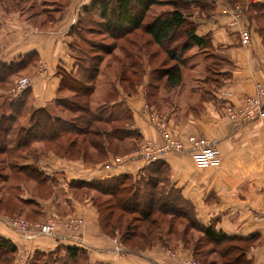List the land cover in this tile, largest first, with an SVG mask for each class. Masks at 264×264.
<instances>
[{"label": "crops", "instance_id": "1", "mask_svg": "<svg viewBox=\"0 0 264 264\" xmlns=\"http://www.w3.org/2000/svg\"><path fill=\"white\" fill-rule=\"evenodd\" d=\"M92 1L70 0L61 17L49 21L46 27L35 26L11 13L8 16L16 18V21L9 27L3 21L7 16L0 14V62H18L37 55L34 64L29 60L18 70L22 74L29 71L32 78L30 96L23 105V113L17 114L22 121L26 120V125L30 122L29 109L45 108L53 114L52 106L56 100L70 91L63 85L64 80L68 81L78 72L71 47V30L87 18L89 13L84 7ZM182 2L185 11H188L187 21L194 27V32L206 40L201 46L193 45L187 50L193 58H202V63L207 62L206 75L194 77L191 82L193 77L187 71L189 76L183 77L178 85L174 103L166 115L184 139L200 135L215 141L221 153V162L202 167L195 163L193 154L188 151L167 153L159 161L168 164L170 186L194 204L203 224L244 238L246 246L241 253L245 254L247 264H260L264 257V224L259 218V213L264 210V117L234 120L224 113L223 104L226 100L241 104L247 95L254 93L256 83L264 81V1ZM238 10L241 18L235 22ZM243 29H249L251 33L249 45L241 42ZM201 62L183 68L194 72ZM43 67L45 70L41 69ZM16 77L14 73L9 75L5 79V82L11 81L9 86H0V99L3 98V101L22 95L15 92ZM200 80L203 85L198 84ZM3 82L4 79H0V83ZM123 94L124 91H120V99L125 98L133 112L132 129L141 133L143 142L161 143L157 127L141 110L148 102L145 87L132 96ZM5 109L8 114L17 112L10 106ZM34 146H38L37 142ZM117 156L110 152L107 160L87 162L82 156L72 157L48 149L35 161L26 158L22 164L34 163L42 173V180L26 175L25 182L17 183L20 193L17 198L26 211L34 204L45 209L47 216L73 213L86 217V223L78 240L60 222L54 235L28 239L6 224L7 214L0 203V239L6 238L16 246L9 251L0 242V253H12L8 263L40 264L46 257L53 262L57 260L55 264H162L165 250L161 248L142 253L116 250L113 240L100 225L91 199L79 193V186L95 188L74 184V181L92 182L126 173L139 178L144 174L145 167L151 164L137 156L122 158L123 162L112 161L111 158ZM2 160L0 163L6 162ZM8 167L13 169L10 165ZM8 167L3 176L5 183L13 180ZM29 184H32V189ZM40 185L53 190L50 196L43 198L36 195L34 189ZM69 247L74 250L69 252ZM121 253L124 256L120 257Z\"/></svg>", "mask_w": 264, "mask_h": 264}, {"label": "rangeland", "instance_id": "2", "mask_svg": "<svg viewBox=\"0 0 264 264\" xmlns=\"http://www.w3.org/2000/svg\"><path fill=\"white\" fill-rule=\"evenodd\" d=\"M161 1L162 2L159 4H154L150 7L149 14L145 18L146 23L164 10L170 11L174 8L169 0ZM69 4L70 0H0V14L7 16L3 21L4 24L9 27H11L10 24L13 25V22L16 21V18L8 16L10 13L19 15L21 19L24 18L32 22L35 26L46 27L49 21L53 22L61 17ZM180 9L184 11L183 8L180 7ZM185 12L186 14L188 13V11ZM87 27L92 28H90V30L84 29L79 34H75L73 42L76 44L77 50L80 48L85 51L83 54L86 56H100L103 58V62L100 65V74L97 77L96 82H94L95 90L90 96L91 106L97 110L105 101L108 102L106 105H103V107H105L103 114L106 115L110 110L115 109L113 102L115 99L119 98L120 91H124L123 95L129 94L132 96L137 93L141 87H145L148 102L144 104L141 109L143 114L147 117L148 114L146 109L150 108L158 116L166 118V125L171 131H173L174 135L182 137L174 125L170 123V120L166 115L168 114L167 112L171 110L170 106L174 103L179 87L178 85H168L166 76H163L165 68L178 63V60L173 58L170 54L169 49L170 46L171 48H175L176 44L179 43L180 32L177 33L175 41L167 42L164 46H161L154 43L151 40V36L145 33L143 28L134 29L123 37L113 38L102 24L92 22L87 24ZM108 49L110 53L107 54L106 52ZM83 54H78L81 56H78V61L80 62V66H87L88 61H86L84 56V58L82 57ZM75 56L77 55L75 54ZM179 60L180 63H183V66L189 68L195 63L201 62L202 58H193L187 52L185 56L181 57V59L179 58ZM31 63L34 64V61L31 60ZM205 65H207V62H201L200 66L197 70H194V72L182 68V80L183 77L186 78L188 75L187 71H190L189 73L193 77L191 82H193L194 77H204V75H206ZM215 68L218 69V67ZM41 69L45 70L44 67ZM79 70L80 67H78V72ZM28 73L29 71H26L24 74H22L21 71L19 73L16 71L14 73L17 75L14 81L15 86L23 77L28 76L31 78ZM10 82L4 81L3 83H0V86L7 87ZM198 84L203 85L201 80L198 81ZM63 98L70 100L73 98V92L66 91L59 96L52 106L53 115L68 119L70 123L73 122L72 125H74V127L75 124L78 126L76 115L72 111L70 112L58 104L57 101ZM2 101L3 98L0 99V102ZM116 108L120 110L123 109L122 107ZM129 121V118H127V122ZM120 125L122 127L124 126V124ZM99 127L104 126L102 124ZM135 133L136 132H134L131 137L126 138V140L124 139L114 142L113 146L114 148L116 147L115 150L118 153L113 155L118 156L112 157V161L113 159H117V161L123 162L124 160H121L122 158L138 151L140 147H144L146 141L143 142L141 137L135 135ZM85 138H91L98 141L101 139L100 136L94 135V133H89L83 136L82 134H77L75 130H72L60 137V139L55 140L53 143L46 144V142L38 141V146H34L32 150L25 148L27 150H23L19 153L20 156L26 154L29 157H41L48 149H55L58 152H64L66 147L72 143V140H76L77 143L72 144L71 150L69 151L73 153L72 157L82 156L87 162H100L104 161L103 159H108V154H105L102 150L98 152L93 149L88 144L89 141ZM84 150V153L87 156L86 158L83 155ZM139 158L143 159L140 156ZM2 159H6V162L0 163V172H2V174H0V203H2L1 205L5 208L4 213L7 214L5 215L6 218L19 217L34 224H44L51 216H55L56 227L60 222L65 225L73 236L83 235L82 227L86 223V217L77 216L73 213H68L64 216L58 215V217L56 215L47 216L48 213L47 211H44L45 209L42 210V208L34 204L30 210L27 207V210L29 211H26L22 202L17 198L20 195L19 190L17 189V183L25 182L26 175L17 171L14 172V169L11 170L8 167L9 161L20 163L23 162L24 159L14 157L11 153L0 154V162L3 161ZM7 167L11 170L9 173L12 174L13 180L12 182L5 183L3 182V180H5L3 176L5 175V169ZM148 174L149 172L147 170L145 171V174H142L139 178L136 177L135 174L131 175L133 179H140ZM162 178L164 179V182L160 183L159 189L163 190V196L165 199L161 200V196L158 194L159 197L157 198L156 206H173L174 209H177L174 215L157 208L152 215L147 216L149 218H145L144 214L140 212L124 213L123 217L120 218L121 210L114 206L113 198L108 194H102L88 186H79L81 188L79 193L86 195L91 199L93 203L92 205L96 207L98 212L101 227L105 233L111 237L116 249L119 248L120 252H124L125 249H128L134 253H142L146 252L148 249L161 248L165 250L164 258L161 261L162 264H235L232 262L233 258H229L228 256L224 257L221 250L227 244H235L244 247L246 246V242L237 239L232 242L225 241L227 244L222 246L224 243L218 245L209 239L205 233L208 226L203 224L204 221L199 217L194 204L182 194H179L176 190L171 192L169 171L168 173L165 171ZM29 185L28 186L32 189V184ZM34 191L38 197L47 198L53 190L40 185L37 186ZM168 199L170 200L168 201ZM173 199L176 201H174L175 203H173ZM76 217L82 219V224L78 229L70 226L72 224L69 219H75ZM148 225H150V227ZM134 233L135 235H132ZM263 238L264 234L262 236V243ZM119 256L121 257L124 255L121 253ZM0 257H2L0 264H9L8 262L12 257V253H0ZM45 259L46 257H44L42 261ZM42 261L40 264H42ZM239 263L240 262H237L236 264ZM241 263L247 264L244 261Z\"/></svg>", "mask_w": 264, "mask_h": 264}, {"label": "trees", "instance_id": "3", "mask_svg": "<svg viewBox=\"0 0 264 264\" xmlns=\"http://www.w3.org/2000/svg\"><path fill=\"white\" fill-rule=\"evenodd\" d=\"M160 2L162 1L93 0L90 5L84 7L85 11L89 13L87 18L73 27L71 32L74 37L75 34H79L84 29L90 30L92 27H87V24L92 22L102 24L113 38L123 37L134 29L143 28L145 33L151 36V40L161 46H164L167 42L175 41L177 33L180 32L179 43L176 44L175 48H171L170 46L169 49L170 54L173 58L178 60L177 62L179 64H173L172 66L165 68L163 74V76H166L167 78L168 85L177 86L182 80L183 68V63L179 62V58L181 59V57L185 56L187 50L193 45L201 46L206 40L204 37L198 36L194 32V27L187 21V14L185 12L186 7L183 6L182 3L184 1L182 2V0H169L174 8L170 11H164L154 16L146 23L145 18L149 14L150 7L154 4H159ZM180 7L183 8L184 11L181 10ZM71 45L74 54L77 55L75 58L80 70L77 72L76 76L70 77L66 82L64 80L63 83L66 88L73 92V98L67 100V97L59 99L57 102L63 108L70 112L72 111L76 115L77 120H75L78 122V126L75 124L74 127V125H72L73 122L70 123L66 118L53 115L45 108L29 109L30 122L29 125L24 124V121L18 118V115L23 113L24 109L22 108L30 96L31 87L27 88L18 98L11 97V99H5L0 103V154L11 153L14 157L24 159V161L20 163L10 162L8 160V164L14 170H18L19 173H24L37 180H42V173L36 168V165L34 163H22L26 162V158H31L32 161H35V159L39 157H29L26 154L20 156L19 152L27 150L25 148L32 150V148H34V143L38 141L46 142V144L53 143L55 140L60 139V137L72 130H75L77 134H82L83 136L89 133H94V135L101 137L99 141L85 138L89 141L88 144L93 149L98 152L102 150L105 154H109L110 152L116 154L118 152L115 150L116 147L114 148L113 146L115 141L126 140V138L131 137L134 132H136L135 135L141 137V133L138 130L134 128L132 129L134 116L132 110L126 104L125 98L120 99L119 97L115 99L113 102L115 109L110 110L106 115L103 114L105 111L103 105H106L108 102L105 101L97 110L91 106L90 96L95 90L94 82H96L97 77L100 74V65L103 62V58L100 56L88 57L83 54L85 53L83 49L79 48V50H77V46L73 41ZM79 53H82V57L84 56L86 61H88L87 66H80V62L78 61ZM106 53H110L109 49ZM35 59L37 60V55L34 58L32 56V58H24L18 62H0V79H4L5 81V79H8L9 75H12L19 69L23 68L27 64V61ZM8 106L15 109L17 111L16 114H8L5 109ZM116 107H122L123 109L120 110ZM127 118H129V122H127ZM102 124L104 127H99ZM120 124H124V128ZM75 143H77V141L72 140V143L66 147L64 153L73 156V153L69 151L71 150L72 144ZM84 152L85 150L83 151V155L86 158L87 156ZM144 170H148L149 174L140 179H133L131 174L126 173L110 179L102 178L92 182L74 181V184L89 185L102 194H108L113 198L114 206L121 210L120 218L123 217L124 213L130 212H140L144 214L145 218H149L147 216L152 215L157 208L174 215L177 209H174L173 206H156V201L159 195L161 196V200L165 199L163 196V190L159 189V185L164 182V179L162 178L164 172L166 171V173H168L169 171L168 164L163 161L153 162L145 167ZM170 190L171 192L175 191L172 187ZM169 200L170 199H168V201ZM174 201L175 200L173 199V203L176 202ZM148 226L150 227V225ZM205 233L209 239L218 245L224 243L222 246L227 244L225 241L232 242L237 239L245 240L236 235H228L222 230H216L212 225H209L206 228ZM132 235H135V233ZM0 242L5 245L9 251H13L16 247L6 238L0 239ZM76 248L77 247H75V249ZM244 248L245 246L240 247L235 244H227L222 248L221 253L224 257L228 256L229 258H233L232 262L235 264L237 262L243 264L241 263L243 261L248 263V261L245 260V254L241 253ZM72 250H74V248H68L69 252ZM69 254L72 255L75 253ZM48 257L51 258L49 255ZM56 261L57 260L53 262L46 258L42 261V264H55Z\"/></svg>", "mask_w": 264, "mask_h": 264}, {"label": "built area", "instance_id": "4", "mask_svg": "<svg viewBox=\"0 0 264 264\" xmlns=\"http://www.w3.org/2000/svg\"><path fill=\"white\" fill-rule=\"evenodd\" d=\"M255 2H261L264 0H253ZM236 21L241 18V13L238 10L235 13ZM241 42L244 45L251 43V33L249 29H243L240 33ZM32 80L28 76L19 80L15 86V91L23 93L27 88L31 87ZM224 113L231 119H254L256 117H264V81L257 82L254 93L247 95L241 104H235L230 100H226L223 104ZM147 117L150 122L155 125L161 135L162 142L156 143L148 141L144 147L134 152L127 157H142L145 161L152 163L162 159L167 153L170 152H190L193 154L195 163L199 166L206 167L211 165H219L221 162V153L216 145V142L210 140L205 136L190 135L187 138L174 135L173 131L166 125V118L158 116L150 108L146 109ZM125 157V158H127ZM124 158V159H125ZM259 218L264 224V211L260 212ZM71 221L70 226L78 229L82 224V219L75 218L69 219ZM6 224L13 230L17 231L28 239H34L41 235H54L56 230V217L51 216L50 219L42 223H31L24 218L19 217H7ZM75 239H80V236H74ZM262 246L264 248V238ZM116 250H120L119 248ZM187 264V263H186ZM260 264H264V257Z\"/></svg>", "mask_w": 264, "mask_h": 264}]
</instances>
